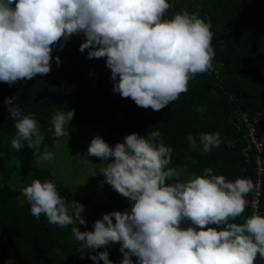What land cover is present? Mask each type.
Returning a JSON list of instances; mask_svg holds the SVG:
<instances>
[{"label":"clouds","instance_id":"9594fccd","mask_svg":"<svg viewBox=\"0 0 264 264\" xmlns=\"http://www.w3.org/2000/svg\"><path fill=\"white\" fill-rule=\"evenodd\" d=\"M171 6L170 0H0V82L11 86L49 74L53 59L58 67L62 63L53 52L78 35L84 38L79 50H87L88 59H105L114 93L159 111L188 90L190 79L211 71L215 56L211 20L188 11L166 18ZM14 101L16 96L5 98L9 119L16 121L11 146L19 151L26 142L37 156L36 166L53 160V151H40L45 136L37 119ZM74 116L75 110L68 109L51 117L54 138L69 136ZM160 137L157 130L128 134L114 146L100 135L91 140L84 162L99 158L101 185L131 203L124 211L104 214L91 230L78 227L87 228L85 205L66 201L56 182L33 179L20 194L35 218L44 215L61 228L72 225L82 249L119 244V264H254L258 256L264 259V215L253 212L242 223L230 222L249 203L250 179L228 181L208 168L181 180L169 167L173 149ZM199 140L205 153L222 143L218 132L201 133ZM248 150L253 149L247 142ZM88 258L116 264L107 250Z\"/></svg>","mask_w":264,"mask_h":264},{"label":"trees","instance_id":"16d2710c","mask_svg":"<svg viewBox=\"0 0 264 264\" xmlns=\"http://www.w3.org/2000/svg\"><path fill=\"white\" fill-rule=\"evenodd\" d=\"M170 2L166 18L188 11L211 20L215 52L211 71L190 79L188 90L165 108L145 109L131 98L113 92L105 59H88L87 50H79L83 36L74 35L62 51L53 52V58L58 55L62 63L58 67L53 59L49 74H38L11 86L0 82V153L13 158L27 150L26 142L19 151L11 146L16 121L9 119L5 98L13 96L14 104L25 115L32 114L37 119L49 147L62 140L53 136L51 117L68 109H74L75 116L68 125L69 136L63 138L85 141L88 126L94 125L103 130L104 140L114 146L128 134L144 136L158 130L163 143L173 149L169 167L177 169L179 179L200 175L208 168L228 181L237 177L250 179L252 189L246 196L249 203L236 221H230L242 223L253 214L250 205L256 180V152H246L248 131L241 126L243 116L257 121L260 133L264 129V0ZM198 108L204 111L199 112ZM215 132L220 134L222 143L203 152L201 133ZM33 179L54 182L50 168H36L25 174L27 183L21 187L0 184V264L10 259L14 264H95L88 255L104 250L119 264V244L91 252L74 239L72 225L61 228L50 224L44 215L39 219L32 216L30 205L20 193ZM104 191L106 200L97 194L76 196V201L90 208L85 214L87 228L78 226L81 231L91 230L92 224L108 212L131 207L109 185ZM261 214L264 215V187ZM254 264H264V259L257 257Z\"/></svg>","mask_w":264,"mask_h":264},{"label":"rangeland","instance_id":"374dc122","mask_svg":"<svg viewBox=\"0 0 264 264\" xmlns=\"http://www.w3.org/2000/svg\"><path fill=\"white\" fill-rule=\"evenodd\" d=\"M88 127L90 129L85 132L87 133L85 141L77 138H62L59 142V148L49 147L44 143L40 151H43V147H47L48 150L55 153V158L39 166L33 164L37 158L33 149L27 148L24 153L13 158H8L5 154L0 153V184L21 187L27 183L24 181L25 174L36 168H50L54 182L57 183L58 191L61 196L66 198V201L76 200V196L86 197L93 194H97L101 198L105 197L106 200L107 195L104 190L107 184L101 185L103 177L100 176V169L103 167L100 164L102 161L91 156L87 157L89 163L84 162V156H87V149L91 140L96 135H100L104 139V133L103 130L94 125ZM110 146L113 145L110 144ZM88 210L90 208H85V212L82 213L84 217Z\"/></svg>","mask_w":264,"mask_h":264},{"label":"built area","instance_id":"2783aa9c","mask_svg":"<svg viewBox=\"0 0 264 264\" xmlns=\"http://www.w3.org/2000/svg\"><path fill=\"white\" fill-rule=\"evenodd\" d=\"M241 126L248 131L247 142L248 149L255 150V184L252 191L251 210L261 214L263 187H264V129L260 133L257 122H252L246 116H243ZM259 257V256H258Z\"/></svg>","mask_w":264,"mask_h":264}]
</instances>
